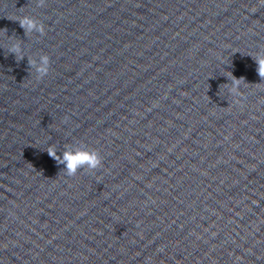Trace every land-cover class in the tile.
<instances>
[{
	"label": "water",
	"instance_id": "water-1",
	"mask_svg": "<svg viewBox=\"0 0 264 264\" xmlns=\"http://www.w3.org/2000/svg\"><path fill=\"white\" fill-rule=\"evenodd\" d=\"M260 61L259 0H0V264H264Z\"/></svg>",
	"mask_w": 264,
	"mask_h": 264
},
{
	"label": "clouds",
	"instance_id": "clouds-1",
	"mask_svg": "<svg viewBox=\"0 0 264 264\" xmlns=\"http://www.w3.org/2000/svg\"><path fill=\"white\" fill-rule=\"evenodd\" d=\"M44 4L45 0H38V6H43ZM259 4L264 5V0H259ZM19 23L20 26L26 30L38 28L35 20L32 17L25 16L19 20ZM39 30L43 31L42 27H40ZM45 63H47V58H45ZM260 65L259 72L260 75L264 77V61H260ZM48 154L56 159L54 152L49 151ZM101 160V157L95 150L91 152L82 150L75 154L71 152H65L62 159L58 162L66 163L67 175L74 176L78 167L87 165L89 170H94L101 166Z\"/></svg>",
	"mask_w": 264,
	"mask_h": 264
}]
</instances>
